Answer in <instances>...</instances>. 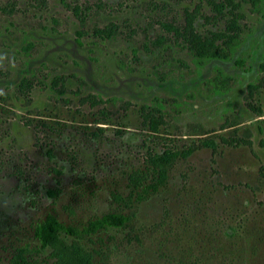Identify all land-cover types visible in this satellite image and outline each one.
Wrapping results in <instances>:
<instances>
[{
  "label": "rangeland",
  "instance_id": "obj_1",
  "mask_svg": "<svg viewBox=\"0 0 264 264\" xmlns=\"http://www.w3.org/2000/svg\"><path fill=\"white\" fill-rule=\"evenodd\" d=\"M262 63L264 0H0V264H60L48 214L87 264H264Z\"/></svg>",
  "mask_w": 264,
  "mask_h": 264
},
{
  "label": "trees",
  "instance_id": "obj_2",
  "mask_svg": "<svg viewBox=\"0 0 264 264\" xmlns=\"http://www.w3.org/2000/svg\"><path fill=\"white\" fill-rule=\"evenodd\" d=\"M237 34V33H236ZM234 34L233 36H235ZM228 35V33H223L219 35L218 38H215L210 43L201 41L200 39H187L186 41L189 45L194 49L196 53V57L203 58L207 60L213 59H232V54L236 53V50L239 48L238 44H234L232 39L237 38ZM222 39L224 40V45L228 46L227 49L220 48L216 45V41ZM227 39V40H225ZM78 42L80 40L78 39ZM222 52V53H221ZM231 53V55H229ZM201 61V60H199ZM236 65L243 66L245 64V59L243 57H238L235 60ZM262 68H264V63H262ZM155 129L157 127H154ZM171 155L168 157L158 156L157 159L162 164H166L168 160L171 158ZM158 164V163H157ZM166 173V172H165ZM162 176L157 179L155 183L151 182L149 188H154L157 184L162 183ZM130 218L127 215L119 214V213H108L104 214L101 217L96 218L89 222L88 226L85 228V232L87 234L95 233L99 229L109 228V227H123L129 222ZM70 234L75 235L78 232L71 226H67L63 224L55 215L48 214L43 220L39 221L35 226V236L43 245L49 246L53 248L58 257L60 258V264H87V257L79 254L77 252V246L70 245L63 237L62 234ZM234 234V233H233ZM232 235H230L231 237ZM235 236V235H234ZM78 261H74V259Z\"/></svg>",
  "mask_w": 264,
  "mask_h": 264
}]
</instances>
